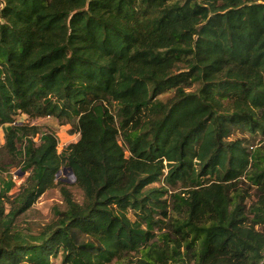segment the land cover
I'll return each instance as SVG.
<instances>
[{
  "label": "trees",
  "instance_id": "16d2710c",
  "mask_svg": "<svg viewBox=\"0 0 264 264\" xmlns=\"http://www.w3.org/2000/svg\"><path fill=\"white\" fill-rule=\"evenodd\" d=\"M5 125L0 264H264V0H0Z\"/></svg>",
  "mask_w": 264,
  "mask_h": 264
},
{
  "label": "rangeland",
  "instance_id": "374dc122",
  "mask_svg": "<svg viewBox=\"0 0 264 264\" xmlns=\"http://www.w3.org/2000/svg\"><path fill=\"white\" fill-rule=\"evenodd\" d=\"M169 93L163 95L162 99L166 98ZM18 122H26L31 125L40 126L42 129H51L56 132L59 138V151H62L67 145L70 143L76 142L80 135L74 132V128L71 125H61L58 120L54 117H41L30 119L26 114L18 113L16 116ZM7 126L0 127V145L5 143V133L7 131ZM242 136L239 132H236L233 137ZM37 139V138H36ZM264 139L261 140V136H259L256 140L257 145L264 146V142L261 143ZM261 144V145H260ZM20 146V145H19ZM10 156V155H9ZM7 156V160L9 159ZM29 175V172L21 171L19 167H13L10 169L9 173H0V178H8L11 177L15 181V188L10 191V194L17 193L19 187L24 182L26 177ZM63 176L66 181L71 185L72 192L77 200H82V192L77 187L73 186L75 183V177L73 174H64L63 171L60 172L59 177ZM1 185V180H0ZM160 182H153L150 186H159ZM251 202V200H249ZM56 206H60L63 208V197L59 187H55L47 190L44 194H42L37 201L33 204V206L24 214L20 215L17 219V224L20 225L21 228L26 230V228H31L34 232H37L41 229V227L49 222L54 217V209ZM50 264H62V258L52 257Z\"/></svg>",
  "mask_w": 264,
  "mask_h": 264
},
{
  "label": "water",
  "instance_id": "95a60500",
  "mask_svg": "<svg viewBox=\"0 0 264 264\" xmlns=\"http://www.w3.org/2000/svg\"><path fill=\"white\" fill-rule=\"evenodd\" d=\"M64 174H73V170L71 167H68V168H64L63 170ZM67 180V179H66Z\"/></svg>",
  "mask_w": 264,
  "mask_h": 264
},
{
  "label": "crops",
  "instance_id": "0c3cea01",
  "mask_svg": "<svg viewBox=\"0 0 264 264\" xmlns=\"http://www.w3.org/2000/svg\"><path fill=\"white\" fill-rule=\"evenodd\" d=\"M7 126V125H6ZM2 127H4V126H2ZM7 128V127H6Z\"/></svg>",
  "mask_w": 264,
  "mask_h": 264
}]
</instances>
